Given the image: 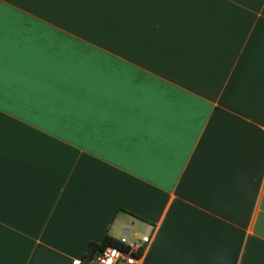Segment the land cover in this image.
<instances>
[{"label":"crops","instance_id":"0c3cea01","mask_svg":"<svg viewBox=\"0 0 264 264\" xmlns=\"http://www.w3.org/2000/svg\"><path fill=\"white\" fill-rule=\"evenodd\" d=\"M139 231L264 264V0H0V264Z\"/></svg>","mask_w":264,"mask_h":264},{"label":"built area","instance_id":"2783aa9c","mask_svg":"<svg viewBox=\"0 0 264 264\" xmlns=\"http://www.w3.org/2000/svg\"><path fill=\"white\" fill-rule=\"evenodd\" d=\"M117 239L116 244H106L86 255L83 264H137L149 234H133L130 239L122 234Z\"/></svg>","mask_w":264,"mask_h":264},{"label":"trees","instance_id":"16d2710c","mask_svg":"<svg viewBox=\"0 0 264 264\" xmlns=\"http://www.w3.org/2000/svg\"><path fill=\"white\" fill-rule=\"evenodd\" d=\"M118 242V239L115 237L110 236L107 233H104L101 237L100 240L95 241V240H90L87 242L85 251L83 252L81 259H80V263L79 264H83V258L92 253L95 250H98L100 248H102L104 245L106 244H116Z\"/></svg>","mask_w":264,"mask_h":264},{"label":"rangeland","instance_id":"374dc122","mask_svg":"<svg viewBox=\"0 0 264 264\" xmlns=\"http://www.w3.org/2000/svg\"><path fill=\"white\" fill-rule=\"evenodd\" d=\"M133 231H134V230L130 228V234H131ZM138 233L141 234L142 231H139Z\"/></svg>","mask_w":264,"mask_h":264}]
</instances>
